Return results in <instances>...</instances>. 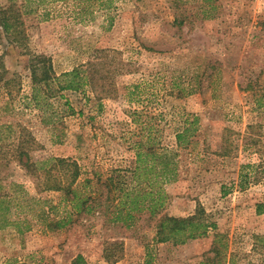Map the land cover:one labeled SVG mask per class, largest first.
Here are the masks:
<instances>
[{
	"label": "rangeland",
	"instance_id": "rangeland-1",
	"mask_svg": "<svg viewBox=\"0 0 264 264\" xmlns=\"http://www.w3.org/2000/svg\"><path fill=\"white\" fill-rule=\"evenodd\" d=\"M8 6L19 33L0 38V125L16 131H0L5 144L25 127L40 144L35 159L77 161L91 179L83 189L98 195L97 178L130 172L137 149L175 153L176 175L157 176L163 205L139 211L131 226L112 221L102 200L52 228L32 203L29 230L0 228V264H264V0H0V19ZM36 57L55 76L84 77L97 64L102 78L76 89L51 83L37 105ZM153 159L143 177L160 174ZM12 181L51 199L56 217L73 211L61 192H38L35 177L1 162L0 184ZM188 216L204 233L156 239L160 219Z\"/></svg>",
	"mask_w": 264,
	"mask_h": 264
},
{
	"label": "trees",
	"instance_id": "trees-1",
	"mask_svg": "<svg viewBox=\"0 0 264 264\" xmlns=\"http://www.w3.org/2000/svg\"><path fill=\"white\" fill-rule=\"evenodd\" d=\"M42 2V0H35ZM53 1V0H52ZM112 0H98L99 4L106 6ZM10 6L3 9L0 19V38L2 35L8 37L9 33L18 34L17 30L12 31ZM19 15V14H18ZM14 18V16H13ZM20 40V39H18ZM17 40V41H18ZM92 65V63H91ZM89 66L88 74L81 77L78 69H73L65 74V77L52 75L51 65H46L43 57H36L35 62L31 64L32 70V97L39 105L40 100L44 101L52 96L50 93L51 83H56L58 88H79L82 84V78L90 84H96L101 76L95 74L96 69ZM93 68V69H92ZM39 71V72H38ZM85 73V70H83ZM50 72V73H49ZM102 83V81L100 80ZM104 86V85H103ZM6 128L8 133L13 131L10 125H0V131ZM183 131L175 134L176 144L182 143ZM0 138V163L15 162L28 174L37 179L38 192L42 191H59L62 194V200L70 204L73 211L62 212L58 217L57 206L51 202L49 198L35 197L25 190L21 183L12 181L7 187L0 184V228L13 225L17 227L19 232L29 230L31 223L26 220L27 210H32V203L40 204L38 212L34 213L36 219H50L49 224L52 228H62L71 223L73 212L91 214L97 210L98 206L105 202L103 210L113 207L110 211V219L112 221H120L125 226H131L133 219L137 218V213L143 209H147L150 215H154L155 211L161 208L165 195L160 187L162 182L157 180L160 175L161 181H168L175 177V166L170 167L174 163L175 153L170 154L168 151L158 153L157 148L146 147L137 149L136 165L128 172L122 169H115L110 175L100 181L103 189L84 190L83 187L90 186L91 179L82 180V169L77 161L65 157H50L46 160L35 159L33 152L36 151L40 144L31 135L29 131L22 127L17 133L15 143L5 144ZM146 157L157 158V164L161 167L160 174H143L141 169L146 168ZM153 159V160H154ZM148 166H151L148 164ZM147 166V167H148ZM152 166H156L153 161ZM146 170L145 172H147ZM160 183V184H159ZM105 191V198L101 199L102 193ZM15 210L13 211V208ZM26 208V209H24ZM257 212L261 213L260 206ZM23 219V220H18ZM156 239L158 241H166L172 239L176 243H185L189 239H193L202 233V229L206 227L204 222L194 219V216L188 217H167L160 219L157 223ZM201 229V230H199ZM80 258V256H78ZM75 264V262H74ZM200 264H204L201 262Z\"/></svg>",
	"mask_w": 264,
	"mask_h": 264
}]
</instances>
